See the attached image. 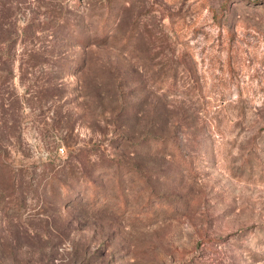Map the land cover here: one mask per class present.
<instances>
[{
    "label": "rangeland",
    "instance_id": "1",
    "mask_svg": "<svg viewBox=\"0 0 264 264\" xmlns=\"http://www.w3.org/2000/svg\"><path fill=\"white\" fill-rule=\"evenodd\" d=\"M0 264H264V0H0Z\"/></svg>",
    "mask_w": 264,
    "mask_h": 264
},
{
    "label": "trees",
    "instance_id": "2",
    "mask_svg": "<svg viewBox=\"0 0 264 264\" xmlns=\"http://www.w3.org/2000/svg\"><path fill=\"white\" fill-rule=\"evenodd\" d=\"M94 195H95V193H94Z\"/></svg>",
    "mask_w": 264,
    "mask_h": 264
}]
</instances>
